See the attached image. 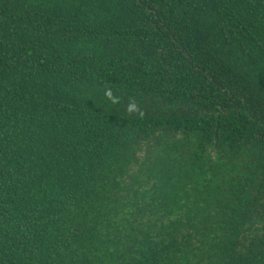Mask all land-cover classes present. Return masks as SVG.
Listing matches in <instances>:
<instances>
[{
  "label": "trees",
  "instance_id": "1",
  "mask_svg": "<svg viewBox=\"0 0 264 264\" xmlns=\"http://www.w3.org/2000/svg\"><path fill=\"white\" fill-rule=\"evenodd\" d=\"M0 264H264V0H0Z\"/></svg>",
  "mask_w": 264,
  "mask_h": 264
},
{
  "label": "clouds",
  "instance_id": "2",
  "mask_svg": "<svg viewBox=\"0 0 264 264\" xmlns=\"http://www.w3.org/2000/svg\"><path fill=\"white\" fill-rule=\"evenodd\" d=\"M104 97L107 101H109L111 104L116 105L121 103V97L116 94L111 87H106L104 90ZM126 112L129 115L132 114H138L143 115V111L140 107L139 102H137L134 99H129V101L126 104Z\"/></svg>",
  "mask_w": 264,
  "mask_h": 264
}]
</instances>
